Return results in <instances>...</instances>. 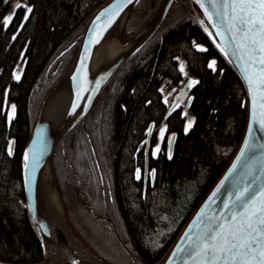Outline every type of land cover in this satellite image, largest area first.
<instances>
[{"label": "trees", "instance_id": "1", "mask_svg": "<svg viewBox=\"0 0 264 264\" xmlns=\"http://www.w3.org/2000/svg\"><path fill=\"white\" fill-rule=\"evenodd\" d=\"M108 1L28 0L31 13L17 8L5 24L14 0H0V260L45 259L28 209L23 154L42 101L70 74L88 23ZM161 2L141 0L122 40L134 37ZM20 61L25 65L17 79ZM184 69L195 78L188 114L182 105L168 108L162 91L165 80L181 83ZM8 103L16 108L10 122ZM248 110L245 83L196 6L175 0L160 27L125 59L54 151L52 163L68 191L73 179L72 199H83L78 230L84 240L109 264H161L233 159Z\"/></svg>", "mask_w": 264, "mask_h": 264}, {"label": "water", "instance_id": "2", "mask_svg": "<svg viewBox=\"0 0 264 264\" xmlns=\"http://www.w3.org/2000/svg\"><path fill=\"white\" fill-rule=\"evenodd\" d=\"M140 1L109 0L94 14L87 25L75 66L69 76L73 99L68 110V118L61 126L62 120L59 122L57 118H53L52 120L42 118L41 111L32 129L23 154L22 173L28 209L38 227L41 237L42 234L50 236L51 232L49 220L40 205L38 190L39 178L43 168L48 161L52 160L54 151L60 141L86 117L95 100L107 86L120 65L160 27L175 0H163L160 6V13L145 41L127 56L117 59L94 81L93 86L86 95L87 72L94 47L125 10L128 7L130 8L127 15L128 18ZM192 2L201 14L215 43L221 50L223 49V53L235 66L245 83L249 99L248 119L244 136L233 159L196 209L162 264H199V257L196 256V248L199 243L197 237L202 238L206 232L216 228L217 225L230 223L231 221L228 218L233 213H240L242 211L238 204H234L235 198L241 190L247 189L246 197L255 195L257 201H259L260 191L264 189V129H261L258 124H253L252 93L249 91L248 83V77L252 76L253 87L256 88L259 84L258 69L260 65L253 66L249 56L243 55L237 47L239 33H237L236 40L232 39L233 33L229 29L231 10H225L222 7L224 0H200L199 3L197 0H192ZM228 2L231 3V0H228ZM201 3L205 5L204 8L201 7ZM213 3L216 4L215 8L213 7ZM205 8L208 10V15L205 14ZM226 12L227 15L225 14ZM209 15L212 17L211 20H209ZM255 95L258 101L257 111L259 112L260 92L257 90ZM82 101L83 104L78 111L80 102ZM152 130L153 124L149 128L148 141L150 140ZM174 140L175 137L172 136L170 140V153L174 147ZM246 142L247 148L245 147ZM242 150L244 152L243 155H241ZM26 153L29 155L27 168L25 167ZM148 168V164H146V172ZM153 174L154 170H152ZM225 204H228L230 208L225 209ZM43 262L13 263L0 260V264H43Z\"/></svg>", "mask_w": 264, "mask_h": 264}, {"label": "snow or ice", "instance_id": "3", "mask_svg": "<svg viewBox=\"0 0 264 264\" xmlns=\"http://www.w3.org/2000/svg\"><path fill=\"white\" fill-rule=\"evenodd\" d=\"M197 2L199 3L200 0ZM201 7L204 8L205 5L201 3ZM213 7H216L215 3ZM222 7L225 10H231L229 29L233 33V40L237 39V33H239L237 47L243 55L249 56L253 66L260 65L259 84L256 88L253 87L252 76L248 77V83L249 91L252 93L253 124H258L261 129H264V0H231V3L224 0ZM15 8H25L27 13L32 11L31 7L20 3H17ZM205 14L208 15L207 8H205ZM225 14L227 15V12ZM13 15L14 13L6 17L4 23H10ZM211 19L209 15V20ZM16 78L19 79L18 76ZM190 83H195V81ZM257 90L260 92L259 112L255 95ZM12 109L14 113V105ZM191 124L192 121H189V127ZM161 136H163V131ZM245 147H248L247 142ZM11 154V149H9V155ZM243 154L242 150L241 155ZM28 160L29 155L26 153V168ZM136 176L137 179L140 178L139 170ZM246 193L247 189H244L237 194L234 204H238L242 211L233 213L228 218L230 223L217 225L216 228L206 232L202 238L197 237L199 243L196 256L199 257V264H264V189L260 191L259 201L255 195L246 197ZM224 207L225 209L230 208L228 204Z\"/></svg>", "mask_w": 264, "mask_h": 264}, {"label": "bare ground", "instance_id": "4", "mask_svg": "<svg viewBox=\"0 0 264 264\" xmlns=\"http://www.w3.org/2000/svg\"><path fill=\"white\" fill-rule=\"evenodd\" d=\"M130 8L119 17L107 30L104 37L92 51L86 79V95L94 81L100 77L117 59L127 56L138 48L150 34L156 19L134 39L123 43L120 33ZM73 91L68 80L46 99L42 118L61 121V126L68 118V110L72 103ZM83 101L80 102L78 111ZM40 205L50 223V236L42 234V244L45 251L43 264H106L77 235L65 213L58 186L52 169V161L43 168L38 183Z\"/></svg>", "mask_w": 264, "mask_h": 264}, {"label": "rangeland", "instance_id": "5", "mask_svg": "<svg viewBox=\"0 0 264 264\" xmlns=\"http://www.w3.org/2000/svg\"><path fill=\"white\" fill-rule=\"evenodd\" d=\"M163 2V0H162ZM161 2V4H162ZM17 3H20V4H23V5H26L28 4V0H14L12 6L10 7L8 13L6 14L5 18L8 17L9 15H12L13 13L15 14V11L17 8H15V5ZM161 4L155 9L154 13L152 14V16L150 17V19L148 20V22L140 29V31L138 33H141L144 29V27L146 28L147 26H149L155 19H157L159 13H160V6ZM131 14V13H130ZM201 16V14H200ZM129 17V16H128ZM128 19V18H127ZM127 21V20H126ZM126 23V22H125ZM124 23V24H125ZM124 26L123 25V28L121 30V33H120V39L123 43H127L129 41H131L132 39H134L138 33H136L134 35V37H132L130 40L128 41H123L122 40V31L124 29ZM143 29V30H142ZM83 40V39H82ZM80 50V49H79ZM79 53V52H78ZM78 56V54H77ZM77 60V58H76ZM76 60H75V63H76ZM75 63H74V66H75ZM24 65H25V61H20L15 70H14V76L15 77H20L21 74H22V70L24 68ZM74 66L72 67V70L74 68ZM72 70L70 72V74L72 73ZM70 74L61 82L57 83L56 85L52 86L47 95L45 96L44 100L42 101V104H41V107L39 109V112H38V118H39V114L40 112L42 111L43 109V105L47 99V97L52 93L54 92L56 89H58L60 86H62L64 83H66L68 80H69V76ZM114 76V75H113ZM184 79L181 83H179L178 85H173L169 80H165L163 85H162V91H163V95H164V98L168 104V108H172L174 107L175 105H182L183 108H185L187 114L189 113L188 110L189 108L187 107V101L189 100V96L191 95V87L193 85V83H190L192 81H195V78L190 75L189 73H187V71H185L184 69ZM46 78H48V71L46 73ZM110 82V81H109ZM106 88V87H105ZM104 88V89H105ZM103 89V90H104ZM102 90V92H103ZM101 92V93H102ZM100 93V94H101ZM99 94V95H100ZM98 98V97H97ZM96 101V100H95ZM95 103V102H94ZM15 106L14 103H8L6 104V108H7V117H8V121L10 122L12 120V118L15 116V113H16V108H15V111L13 113V109H12V106ZM94 105V104H93ZM9 116H11V119H9ZM37 118V119H38ZM37 121V120H36ZM36 123V122H35ZM77 126V125H76ZM75 126V127H76ZM74 127V128H75ZM73 128V129H74ZM148 136H149V133H148ZM161 136V132L159 133L158 137ZM163 136H164V133H163ZM151 137V136H150ZM161 139H159L157 145L154 147L156 148V150L154 151V153H157L158 150H159V145L161 144ZM53 162V157H52V160ZM146 167V166H145ZM149 167V166H148ZM52 169H53V174H54V177H55V181H56V184L58 186V189H59V192H60V196L62 198V202H63V205H64V208H65V213H66V216L69 220V223L71 224L72 228L74 229V231L77 233V235L82 239V241L94 252L96 253V251L84 240V238L82 237V235L79 233V230L80 229V225L83 227L82 225V216H81V212L79 211L78 207H82V205L84 204L83 202V199H81L80 197L78 198L77 201L73 200L71 195H70V192L72 191L73 192V189L72 187L74 186L73 184V179L72 177H70V179L67 180V183L69 185V188L71 187V189H68L66 188V183H65V179L63 178L62 176V173H61V170L59 169V167H56L54 168V163H52ZM140 168H138L139 170ZM45 252V251H44ZM97 254V253H96ZM98 255V254H97ZM99 256V255H98ZM100 257V256H99ZM101 258V257H100ZM102 259V258H101ZM103 260V259H102ZM104 261V260H103ZM106 264H109L107 263L106 261H104ZM162 264V263H161Z\"/></svg>", "mask_w": 264, "mask_h": 264}]
</instances>
